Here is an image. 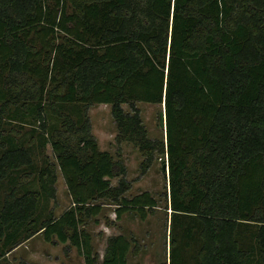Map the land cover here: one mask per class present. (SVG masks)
<instances>
[{
    "label": "trees",
    "instance_id": "16d2710c",
    "mask_svg": "<svg viewBox=\"0 0 264 264\" xmlns=\"http://www.w3.org/2000/svg\"><path fill=\"white\" fill-rule=\"evenodd\" d=\"M138 102L165 105V140ZM102 104L144 172L155 153L168 163V264H264V0H0V263L37 235L85 264L140 252L112 236L100 261L85 229L106 202L118 219L159 207L150 192L126 196L125 166L99 148L88 112ZM36 120L29 139L7 130ZM37 138L57 164L38 168ZM58 169L72 205L43 215Z\"/></svg>",
    "mask_w": 264,
    "mask_h": 264
},
{
    "label": "rangeland",
    "instance_id": "374dc122",
    "mask_svg": "<svg viewBox=\"0 0 264 264\" xmlns=\"http://www.w3.org/2000/svg\"><path fill=\"white\" fill-rule=\"evenodd\" d=\"M125 112L133 114L129 105H124ZM140 111V116L149 137L152 140H165L166 127L162 126L161 114H165L164 105H153L144 102L136 103ZM93 135L98 141L99 148L102 151L111 153L115 161L121 162L126 168V178L131 184L130 190L126 196L132 198L143 192H150L158 201L159 207L146 220H141L136 213H127L122 219L116 215L117 205L106 202L103 212L100 216L92 221H88L85 229L93 237V245L96 254L102 261L104 251L107 247V241L112 236L124 235L129 239L134 238L141 250L137 255L129 256V264H167L169 263V216L170 210L167 211L166 193H168L169 170L164 166L168 165L165 157L155 153L154 161L151 167L144 172L142 164L146 157L140 152L134 144L118 141V129L112 115V106L102 104L94 105L88 112ZM165 121V120H164ZM38 121L27 123H7V130L20 131L22 138H31L34 128L39 126ZM12 130V131H13ZM42 132L41 128L37 129ZM11 131V132H12ZM13 133V132H12ZM13 133V134H14ZM19 135V136H21ZM43 137V135H38ZM34 147L31 149L36 157L41 154L40 142L37 138ZM41 154L42 160L38 162V168L45 165L44 156L57 164L53 154L52 147H48ZM58 181L56 184L57 198L47 203L41 204L43 215L48 214L51 210L55 216H61L72 205L69 196L66 181L61 173L57 170ZM119 178L113 179L114 185H117ZM33 187L38 188L37 181L33 182ZM168 212V214H167ZM68 244L46 242L42 235H37L21 246L14 249L0 264H85L84 258L78 253L75 247Z\"/></svg>",
    "mask_w": 264,
    "mask_h": 264
},
{
    "label": "water",
    "instance_id": "95a60500",
    "mask_svg": "<svg viewBox=\"0 0 264 264\" xmlns=\"http://www.w3.org/2000/svg\"><path fill=\"white\" fill-rule=\"evenodd\" d=\"M164 108H165V105H164ZM165 120V121H164ZM161 122H162V126L166 127V111H165V114L163 115V113L161 114ZM168 165H165L164 166V172L166 173V168H167Z\"/></svg>",
    "mask_w": 264,
    "mask_h": 264
}]
</instances>
